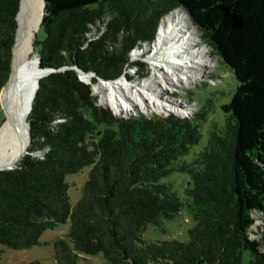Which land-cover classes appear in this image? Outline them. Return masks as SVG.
<instances>
[{"label": "trees", "instance_id": "1", "mask_svg": "<svg viewBox=\"0 0 264 264\" xmlns=\"http://www.w3.org/2000/svg\"><path fill=\"white\" fill-rule=\"evenodd\" d=\"M19 1L0 0V90L11 72ZM44 3L32 48L40 66L55 71L39 80L27 115L29 150L42 154L0 171V245L29 248L69 220L66 238L53 240L56 264L97 254L108 264H242L243 251L247 264H264L260 242L249 236L253 216L264 215V0ZM175 9L237 82L221 106L224 127L210 131L190 161L183 157L200 139L201 114L115 118L95 105L74 69L94 73V81L117 79L138 64L129 62L132 48L149 44ZM85 166L71 204L64 177ZM173 171L190 178L185 200L162 181ZM183 205L195 220L186 241L141 238L145 225H160Z\"/></svg>", "mask_w": 264, "mask_h": 264}, {"label": "rangeland", "instance_id": "2", "mask_svg": "<svg viewBox=\"0 0 264 264\" xmlns=\"http://www.w3.org/2000/svg\"><path fill=\"white\" fill-rule=\"evenodd\" d=\"M194 29L196 38H193L188 45L191 50L194 49V47L196 48L197 46L205 45L195 26ZM37 31L38 29L35 31L34 40L36 39ZM41 37L42 34L40 32L37 33V38L41 39ZM155 38L156 35L153 40ZM153 40L151 42H153ZM151 42L145 45L143 43H138L132 48L129 54V62L138 64L128 66L122 75L115 80L124 79L123 81L134 84L137 81L141 82L143 80L153 79L160 84L159 86L161 88V95L157 96L166 99L168 103L172 102L177 104L179 108L184 110L183 113L175 111L158 112L155 110H144L133 101L135 107H132L129 113L118 115L106 102V99L113 96V94L105 84L114 80L94 81V77L90 76L89 81H85L89 82L95 105L108 109L115 118L128 119L140 115L152 118L156 115L165 117L170 114L176 115L180 118H192L196 116L197 113L201 114L200 118L194 120L200 131V139L196 144L189 148L188 153L183 157V160L190 161L195 154L202 151L206 144L209 132L212 130L218 132L224 127L225 120L229 114L223 112L221 106L228 103L235 90L237 82L232 72L219 60L218 56H215L212 49L209 48L205 51L207 55H211L207 60L208 63L197 68L198 72H196L197 76L194 81H191L189 84L183 83L174 86L169 83L164 84L161 81L159 73L161 70H165V67L161 66L159 68L153 63V56L158 53H156V49L151 47ZM143 46L147 47L143 48ZM135 49H140V52L136 55H132V52ZM32 54V56L37 58V54L34 51ZM156 67L157 69H155ZM98 83H100L101 88L96 87ZM137 97L141 102L146 101L144 98L145 96L142 97L139 94ZM6 119L7 115L2 104L0 90V126ZM57 121L59 120H56L55 122ZM34 155L40 156V154L36 153ZM89 170L90 166H85L76 173L65 175L64 180L68 185L67 191L71 204H74L79 199L82 184L87 179ZM162 181L168 183L181 200L186 199L185 188L191 186L190 178L187 174L173 171L162 178ZM194 224L195 220L190 209L186 205H183L179 213L171 219L163 220L160 225H145V227L141 229V238L145 241L175 239L184 242L188 239V230ZM68 227L69 220L63 224L48 227L39 237L37 243L26 249L17 250L6 245H0V264H27L33 260H39L42 264H56L53 259V240L59 237L66 238ZM249 236L251 239L258 240L260 242V250L264 251V215L255 214L253 216V223L249 230ZM242 255V264H247L248 252L243 251ZM88 258L89 261L86 262L81 260L78 264H108L101 254L88 256Z\"/></svg>", "mask_w": 264, "mask_h": 264}, {"label": "bare ground", "instance_id": "3", "mask_svg": "<svg viewBox=\"0 0 264 264\" xmlns=\"http://www.w3.org/2000/svg\"><path fill=\"white\" fill-rule=\"evenodd\" d=\"M43 11V0H20L12 70L1 88V100L7 119L0 126V168L16 164L21 153L29 146L27 115L37 80L42 74L37 63L38 56H32V47ZM190 22L184 12L172 10L159 23L156 38L151 42V47L158 51L153 56V63L159 68L165 67L159 73L164 84H189L196 79L197 68L206 65L211 56L209 52V55L205 53L209 49L207 46L200 45L192 50L188 46L196 38ZM139 52L140 49H135L132 55ZM81 77L89 81L90 75ZM123 80L104 83L113 94L106 102L116 114L129 113L135 107L133 101L144 110L183 113L184 110L177 104L168 103L166 99L157 96L161 95L157 81L147 79L130 84ZM96 87L101 88L100 83ZM139 94L145 96L146 101L142 103L137 97Z\"/></svg>", "mask_w": 264, "mask_h": 264}, {"label": "water", "instance_id": "4", "mask_svg": "<svg viewBox=\"0 0 264 264\" xmlns=\"http://www.w3.org/2000/svg\"><path fill=\"white\" fill-rule=\"evenodd\" d=\"M44 4H45V3H44V0H43V5H44ZM19 5H20V1H19ZM18 11H19V9H18ZM17 14H18V12H17ZM17 14H16V22H17ZM43 14H44V11H43ZM43 14H42V17H43ZM188 16H189V15H188ZM42 17H41L40 23H41V21H42ZM191 23H192V22H191ZM39 26H40V25H39ZM15 39H16V33H15L14 43H13V47H12L11 70H12V62H13V54H14V44H15ZM205 46H207L208 48H211V47L208 46V45H205ZM215 56H216V55H215ZM37 63H38L39 69H40V71H41L42 74L40 75V77H39L38 80H37V83H36V90H37L38 85H39V80H40L42 77H44V76L50 74L51 72H54V71H55V70H53V69H49V68L41 67V66H40V58H39V55H38V58H37ZM66 68H67V67H63L61 70L66 69ZM74 69L76 70V72H77V74H78V78H79V80H80V81H83L84 83L89 84V82H86L85 80H83V78H82L81 76H83V75H88V76H89V75H90L91 77H95V74L92 73V72L85 73V72L81 71L80 69H78V68H76V67H74ZM9 76H10V75H9ZM8 78H9V77H8ZM97 80H99V81H108V80H103V79H100V78H97ZM36 90H35V92H36ZM35 92H34V95H35ZM34 95H33V98H34ZM33 98H32V100H33ZM32 100H31V102H32ZM30 109H31V103H30V106H29V111H30ZM27 123H28V121H27ZM29 129H30V126H29V123H28V144H29V146L27 147V149H26L23 153H21V157H20V159H21L24 155H26V154H27V155H31V156H33V157H38L37 155H34L35 153H36V154H40V156H41V154H42V152H41L40 150H36V151H30V150H29V147H30V145H31V136H30ZM20 159H19V161H20ZM19 161H18V162H19ZM18 162H17L16 164H14V165H8V166H5V167H1V168H0V171L13 169V168L17 167Z\"/></svg>", "mask_w": 264, "mask_h": 264}]
</instances>
